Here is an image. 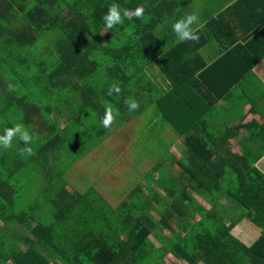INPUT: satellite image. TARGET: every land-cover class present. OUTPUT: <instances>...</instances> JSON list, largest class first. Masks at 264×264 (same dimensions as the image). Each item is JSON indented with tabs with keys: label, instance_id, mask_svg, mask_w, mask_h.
Returning <instances> with one entry per match:
<instances>
[{
	"label": "trees",
	"instance_id": "16d2710c",
	"mask_svg": "<svg viewBox=\"0 0 264 264\" xmlns=\"http://www.w3.org/2000/svg\"><path fill=\"white\" fill-rule=\"evenodd\" d=\"M204 1L0 0V137L21 126L10 147L0 142V264H169L168 254L185 264H264V174L246 157L212 151L205 121H188L197 108L176 105L188 81L169 68L177 50L195 43L178 42L172 25ZM113 5L122 23L108 28ZM138 6L142 17H125ZM152 65L170 90L150 75ZM153 106L183 144L180 157L168 151L151 169L158 177L142 176L147 187H130L114 207L94 186L65 181ZM224 201L260 229L250 245L234 234L237 217Z\"/></svg>",
	"mask_w": 264,
	"mask_h": 264
},
{
	"label": "crops",
	"instance_id": "0c3cea01",
	"mask_svg": "<svg viewBox=\"0 0 264 264\" xmlns=\"http://www.w3.org/2000/svg\"><path fill=\"white\" fill-rule=\"evenodd\" d=\"M193 13L199 39L186 53L177 50L169 68L176 80L188 81L176 105L197 108L188 121H205L212 151L246 157L264 174V0H205ZM152 66L160 86L170 90V81Z\"/></svg>",
	"mask_w": 264,
	"mask_h": 264
},
{
	"label": "rangeland",
	"instance_id": "374dc122",
	"mask_svg": "<svg viewBox=\"0 0 264 264\" xmlns=\"http://www.w3.org/2000/svg\"><path fill=\"white\" fill-rule=\"evenodd\" d=\"M149 72L158 84L162 83L154 66ZM178 147L175 131L168 123L162 121L157 107L153 106L124 127L117 128L109 139L75 163L76 167L65 175V181L74 183L80 191L94 186L116 207L128 196L130 187H137L139 182L147 187L148 180H142V176H145V173L151 174L150 171L157 162L169 155L168 151L180 157ZM166 160V164H171L170 160ZM159 174L160 171H157L151 176L156 178ZM30 175H37L40 179L36 172H31ZM38 185L37 183V187ZM224 205L233 218L237 217L234 234L250 245L260 235V229L251 221L243 217L238 218L240 214L244 216L246 210L239 212L226 201ZM152 208L151 215L159 221L161 215L157 207L152 205ZM0 225L6 226L2 221ZM163 235L169 236L170 233L165 230ZM151 239L160 246L157 239ZM166 261L169 264H185L181 259H175L172 254H168Z\"/></svg>",
	"mask_w": 264,
	"mask_h": 264
},
{
	"label": "clouds",
	"instance_id": "9594fccd",
	"mask_svg": "<svg viewBox=\"0 0 264 264\" xmlns=\"http://www.w3.org/2000/svg\"><path fill=\"white\" fill-rule=\"evenodd\" d=\"M144 13V9L143 7H137L135 9V11H129V10H125L124 15L125 17H127L129 20H131V18L133 16H135L136 18H140L143 16ZM107 23V27L111 28L113 26V24H121L122 21L120 19V14L117 11V6L113 5L110 7L109 10V15H107L105 17ZM198 20V16L193 13V14H188L186 15L184 18H181L180 20H178L177 22H175L172 25L173 31L176 33L177 37H178V42H184V41H198L199 37L198 35H196L192 29V25L194 22H196ZM117 91H119V88L116 89ZM111 94V92H109V95ZM138 104L135 103V101H133L130 104V107L135 109L138 108ZM113 120V116H112V110L111 107H106L105 109V115L104 118L102 120V125L104 128H108ZM6 131V135L3 137H0V142H2L5 147H10L11 146V140L12 137L17 133L21 131V126L17 125L15 127H11V128H7L5 129ZM20 139L23 140L25 143H29L31 141V137L24 132L21 136ZM27 151L29 154H31V149H21V152H25Z\"/></svg>",
	"mask_w": 264,
	"mask_h": 264
}]
</instances>
